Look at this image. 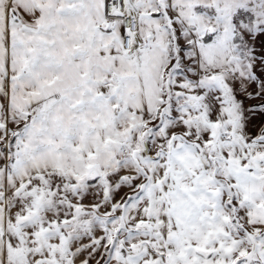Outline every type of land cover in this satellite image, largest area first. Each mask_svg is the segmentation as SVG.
I'll list each match as a JSON object with an SVG mask.
<instances>
[{
    "label": "snow or ice",
    "instance_id": "snow-or-ice-1",
    "mask_svg": "<svg viewBox=\"0 0 264 264\" xmlns=\"http://www.w3.org/2000/svg\"><path fill=\"white\" fill-rule=\"evenodd\" d=\"M0 264H264V0H0Z\"/></svg>",
    "mask_w": 264,
    "mask_h": 264
}]
</instances>
